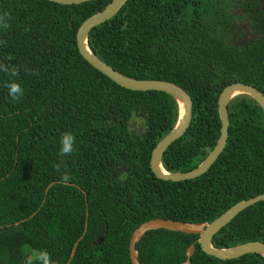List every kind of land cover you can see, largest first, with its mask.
<instances>
[{
  "label": "trees",
  "instance_id": "obj_1",
  "mask_svg": "<svg viewBox=\"0 0 264 264\" xmlns=\"http://www.w3.org/2000/svg\"><path fill=\"white\" fill-rule=\"evenodd\" d=\"M111 1L0 0L9 24L0 27V66L8 68H0V264H44L45 253L53 264H67L75 245L70 264H131L130 238L142 223H210L264 192V114L246 95L229 103L227 143L206 173L180 182L154 176L150 155L176 124L175 100L122 88L76 46L78 27ZM259 2L127 0L91 30V51L114 70L172 82L190 95L191 123L162 156L168 172H189L212 151L225 87L243 83L264 94ZM13 82L23 89L19 100L9 95ZM64 133L76 138L69 155L60 151ZM65 173L72 177L67 183ZM197 241L198 235L147 231L135 244L138 262L182 264L193 246L191 264H264L257 254L216 259ZM255 241L264 243V201L235 216L212 245Z\"/></svg>",
  "mask_w": 264,
  "mask_h": 264
},
{
  "label": "water",
  "instance_id": "obj_2",
  "mask_svg": "<svg viewBox=\"0 0 264 264\" xmlns=\"http://www.w3.org/2000/svg\"><path fill=\"white\" fill-rule=\"evenodd\" d=\"M48 2L60 5H79L82 3L95 0H46ZM127 0H112L104 9L86 19L77 29L76 46L80 56L94 69L109 78L115 84L131 91H157L170 95L176 102L178 108V118L175 126L164 136L155 146L150 155L149 166L151 172L157 179L164 181L180 182L195 179L207 172L223 152L229 129L228 105L236 96L246 95L252 98L261 108L264 114V94L254 87L243 84L233 83L225 87L218 97V115L221 123L219 137L216 144L208 156L193 170L189 172H168L162 165V156L167 148L176 140L180 139L187 131L192 119L193 102L190 95L175 83L162 80H137L127 77L111 66L101 61L91 51L88 43V37L91 30L107 20L111 19L123 6ZM264 201V192L248 200H243L229 209L210 223H185L171 219L156 218L142 223L136 228L129 242V257L131 264H139L135 244L139 242L141 237L150 230H168L171 232H180L188 235H198V244L200 250L209 256L219 260H232L240 258L248 254H257L264 259V243L255 241L238 245L232 248L219 249L212 245V239L223 227H225L235 216L244 209ZM86 212V226L87 227ZM74 246L70 260V264L75 253ZM194 253V247L190 246L186 251V260L182 264H191V257Z\"/></svg>",
  "mask_w": 264,
  "mask_h": 264
},
{
  "label": "clouds",
  "instance_id": "obj_3",
  "mask_svg": "<svg viewBox=\"0 0 264 264\" xmlns=\"http://www.w3.org/2000/svg\"><path fill=\"white\" fill-rule=\"evenodd\" d=\"M7 16H8L7 13H5L3 16H0V27H4V28L9 27V24L7 23V20H6ZM0 68H3L5 72L8 71V68L6 66H0ZM12 74L16 75V72L13 71ZM8 89H9V95L12 97L13 100H19L21 96L23 95V89L18 83H15V82L10 83L8 85ZM75 140L76 138L72 133L63 134L60 140V144H61L60 151L62 155H69L74 151ZM61 179L62 181L67 183L68 181L72 179V177L69 174L65 173L61 177ZM43 260H44V264H53V262L50 260L49 256L46 253L43 255Z\"/></svg>",
  "mask_w": 264,
  "mask_h": 264
},
{
  "label": "flooded vegetation",
  "instance_id": "obj_4",
  "mask_svg": "<svg viewBox=\"0 0 264 264\" xmlns=\"http://www.w3.org/2000/svg\"><path fill=\"white\" fill-rule=\"evenodd\" d=\"M259 3L262 5V8H264V0H262V1L260 0ZM231 5L233 6V10H230L229 13L235 18V14H239V12L238 13L235 12V6L233 5V2ZM236 16H238V15H236ZM243 41H244L243 39H240V42H243Z\"/></svg>",
  "mask_w": 264,
  "mask_h": 264
}]
</instances>
